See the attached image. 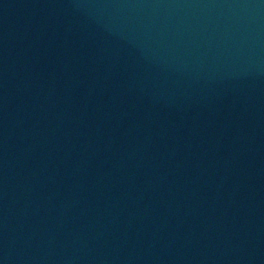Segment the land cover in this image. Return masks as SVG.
<instances>
[{
	"label": "water",
	"instance_id": "water-1",
	"mask_svg": "<svg viewBox=\"0 0 264 264\" xmlns=\"http://www.w3.org/2000/svg\"><path fill=\"white\" fill-rule=\"evenodd\" d=\"M0 264H264V0H0Z\"/></svg>",
	"mask_w": 264,
	"mask_h": 264
}]
</instances>
